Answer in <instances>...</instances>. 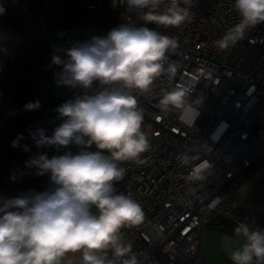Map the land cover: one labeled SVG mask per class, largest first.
Wrapping results in <instances>:
<instances>
[{
	"label": "clouds",
	"instance_id": "1",
	"mask_svg": "<svg viewBox=\"0 0 264 264\" xmlns=\"http://www.w3.org/2000/svg\"><path fill=\"white\" fill-rule=\"evenodd\" d=\"M194 2L126 0L142 26L122 23L106 36L54 49L51 64L60 69L54 73L55 82L74 96L56 107L61 122L51 135L44 128L29 135L38 149L64 151L51 158L37 153L25 162L36 175L48 176L45 190L0 197V264H142L123 230L142 225L144 209L131 194L116 188L126 174L122 165L144 164L143 154L152 147L138 97L158 96L161 113H179L186 124H194L197 117L189 119L196 111L190 102L193 80L171 83L179 70L171 59L179 40L147 25L180 28L191 22ZM233 9L238 23L213 41L221 51L264 24V0H233ZM5 11L0 5V15ZM40 107L36 100L24 110ZM22 139L18 135L11 146L30 151L19 143ZM72 146L78 149L75 154ZM197 159L189 152L177 156L179 166L189 168L184 179L190 184L213 175L211 161ZM234 236L242 243L229 251L232 264H264V229L238 221Z\"/></svg>",
	"mask_w": 264,
	"mask_h": 264
},
{
	"label": "built area",
	"instance_id": "2",
	"mask_svg": "<svg viewBox=\"0 0 264 264\" xmlns=\"http://www.w3.org/2000/svg\"><path fill=\"white\" fill-rule=\"evenodd\" d=\"M29 1L64 23L67 47L74 41L106 36L122 23L143 25L139 15L128 10L126 0ZM79 5L84 11L93 10V18L75 17ZM191 11V22L180 28L147 26L180 42L171 57L179 64L171 83L193 80L190 102L196 111L189 119L197 116L194 124L182 122L179 113H161L158 96L140 95L143 130L152 147L143 154L144 164L122 165L126 174L116 184L118 192L131 194L145 212L142 225L123 230L142 264H196L202 230L220 220L233 226L247 221L264 229L236 196L246 170L264 158V24L221 51L213 41L239 21L233 0H195ZM159 87L158 82L156 91ZM185 152L197 156L196 163L211 161L213 175L200 184L188 183L184 177L189 168L180 167L177 160Z\"/></svg>",
	"mask_w": 264,
	"mask_h": 264
},
{
	"label": "trees",
	"instance_id": "3",
	"mask_svg": "<svg viewBox=\"0 0 264 264\" xmlns=\"http://www.w3.org/2000/svg\"><path fill=\"white\" fill-rule=\"evenodd\" d=\"M13 1L0 0V5L6 9L5 14L0 15V197H15L29 189L40 192L49 186L47 175L38 176L35 169L25 167L30 157L44 152L49 156L54 148L38 149L29 135L43 128L42 105L36 111H25L24 105L40 101L35 86V74L45 67L38 56L40 35L58 24L64 26L45 8L29 0H18L16 4H12ZM34 7L41 8L40 12ZM21 134L23 139L19 143L27 145L28 152L11 146ZM257 222L264 224V211ZM208 227L229 235L234 234L235 228L221 220Z\"/></svg>",
	"mask_w": 264,
	"mask_h": 264
},
{
	"label": "crops",
	"instance_id": "4",
	"mask_svg": "<svg viewBox=\"0 0 264 264\" xmlns=\"http://www.w3.org/2000/svg\"><path fill=\"white\" fill-rule=\"evenodd\" d=\"M52 54L53 53L49 52L48 54L44 53L42 55V61L44 62L45 67L35 74L36 91L38 92L43 109V128L46 129V132L49 135L52 134L54 128L61 122L57 118V114L55 112L56 107L66 100L73 98L74 96V92L69 88L57 86L54 73L58 72L60 69L59 67L51 64ZM70 150L74 154L78 151L75 146H72ZM63 151L64 149L61 150V153ZM61 153H58L56 149H51L49 151V158H51L53 155ZM262 164H264V158H261L255 162L249 168L248 173L245 174L242 182L238 186L236 190V196L240 203L241 197L244 193V188L247 187V182L245 179L253 175L256 171H264V166H262ZM260 214L258 216L254 215V218L258 220ZM208 225L202 230L200 234V244L196 252V264H232L229 259V251L234 249L235 243H237L235 239L239 240L241 238L235 237L234 234L229 235L220 231H216L208 227ZM226 249L228 254H226Z\"/></svg>",
	"mask_w": 264,
	"mask_h": 264
},
{
	"label": "rangeland",
	"instance_id": "5",
	"mask_svg": "<svg viewBox=\"0 0 264 264\" xmlns=\"http://www.w3.org/2000/svg\"><path fill=\"white\" fill-rule=\"evenodd\" d=\"M36 12H40L39 7H34ZM73 15L75 17H84L88 19L93 18V10H83L81 5L77 6L74 10ZM98 15L100 20H104V11L103 8L98 9ZM64 26L58 24L57 27L42 33L39 37V46L38 56L42 59L44 53H53L54 49L59 47H67L64 43ZM264 166V164H262ZM247 177V176H246ZM264 171H256L253 175L247 177L245 181L247 182V187L244 188V193L241 197V205L250 210L253 215L258 216L262 210H264ZM234 249L239 247L242 243V240L235 239ZM226 254H228L226 249Z\"/></svg>",
	"mask_w": 264,
	"mask_h": 264
}]
</instances>
